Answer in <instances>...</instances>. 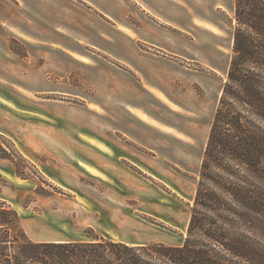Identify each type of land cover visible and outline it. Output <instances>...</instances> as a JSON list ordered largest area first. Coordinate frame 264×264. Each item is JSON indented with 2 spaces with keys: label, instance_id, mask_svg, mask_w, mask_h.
Masks as SVG:
<instances>
[{
  "label": "rangeland",
  "instance_id": "rangeland-1",
  "mask_svg": "<svg viewBox=\"0 0 264 264\" xmlns=\"http://www.w3.org/2000/svg\"><path fill=\"white\" fill-rule=\"evenodd\" d=\"M140 4L0 0V202L18 212L32 242L97 236L129 245L185 243L233 54L235 0H168L173 46L183 40L185 51L172 54L171 63H151L166 75L154 80L165 105L137 91L110 56L67 51L76 42L72 29L97 30V20L132 25L137 10H149ZM126 92L151 125L128 115ZM126 133L141 139L126 141ZM81 157L106 164L112 176Z\"/></svg>",
  "mask_w": 264,
  "mask_h": 264
},
{
  "label": "trees",
  "instance_id": "trees-1",
  "mask_svg": "<svg viewBox=\"0 0 264 264\" xmlns=\"http://www.w3.org/2000/svg\"><path fill=\"white\" fill-rule=\"evenodd\" d=\"M234 14L233 54L184 245L97 236L35 243L0 202V264H264V0H235Z\"/></svg>",
  "mask_w": 264,
  "mask_h": 264
},
{
  "label": "crops",
  "instance_id": "crops-1",
  "mask_svg": "<svg viewBox=\"0 0 264 264\" xmlns=\"http://www.w3.org/2000/svg\"><path fill=\"white\" fill-rule=\"evenodd\" d=\"M135 2L137 4H140V2L150 4L149 10L145 7L137 10L139 14L135 15V17L138 18L136 23L132 25H114L107 23L108 25H104L102 22L100 23V21L97 20V30L87 26L74 28L71 32L74 33V39L76 42L70 40L69 42L71 43V46L67 49V51L83 59L87 58L84 55V50L87 51L88 48H93L96 52H101L104 55L110 56L112 59L121 64V72L133 81L137 91H144L165 105L166 102L161 99L159 95H162L165 98L166 96L163 93H160L163 91L155 85L156 83L154 80L158 78H166V75L162 74V72L158 73V71L154 70L151 63H171L172 54L177 52L183 53L185 51V42L183 40H179L178 45L176 44L177 48L173 46L175 41L173 39V30L170 25L171 14L168 13V0H135ZM160 3L162 4L160 5ZM140 6L142 5L140 4ZM87 15L89 18H92L91 20L94 19L92 14L89 13ZM114 16H118L119 18L118 14ZM118 20L121 21L120 19ZM66 35L67 34H65V36ZM57 46L60 47L61 45L58 44ZM143 47H147L152 53L143 49ZM179 57L182 56L179 55ZM149 62L150 66L148 64ZM142 80H148L149 83L144 84ZM156 89L159 92H157ZM124 96L126 97V103L124 106L128 115L136 117V119L147 125H151L150 123L152 117L145 113V111H143V109L139 106V103L141 102L130 93L126 92ZM140 114L145 116L148 121L143 120ZM126 136V141L130 140L131 142L133 140L138 141V138H140L133 133H130L129 135L126 133ZM101 143L107 148L109 147L106 144H112L107 140H104V143L106 144L103 142ZM112 146L115 150V146ZM87 148L90 149L91 146ZM118 152L119 151L116 153L119 154ZM79 159L94 169L100 170L104 176L110 177L111 172L104 167L106 164H102V167L100 168L97 166L98 164L93 161H89L87 158L81 157Z\"/></svg>",
  "mask_w": 264,
  "mask_h": 264
},
{
  "label": "bare ground",
  "instance_id": "bare-ground-1",
  "mask_svg": "<svg viewBox=\"0 0 264 264\" xmlns=\"http://www.w3.org/2000/svg\"><path fill=\"white\" fill-rule=\"evenodd\" d=\"M190 14L191 15H193L194 13H193V11H191L190 12ZM209 25V24H208ZM206 28H208V29H211L213 32H215V29L213 28V27H211V26H205ZM159 97L161 98V99H163L165 102L167 101V99L165 98V97H163L162 95H159ZM171 106V105H170ZM140 116H142L141 114H140ZM142 117H144V116H142ZM88 170H89V172H91L92 173V169L91 168H89L88 167Z\"/></svg>",
  "mask_w": 264,
  "mask_h": 264
}]
</instances>
